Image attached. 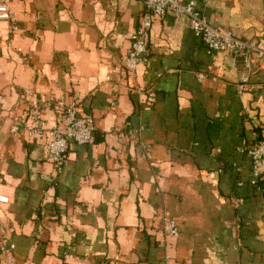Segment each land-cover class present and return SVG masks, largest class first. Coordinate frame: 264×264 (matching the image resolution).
Segmentation results:
<instances>
[{
  "label": "crops",
  "instance_id": "1",
  "mask_svg": "<svg viewBox=\"0 0 264 264\" xmlns=\"http://www.w3.org/2000/svg\"><path fill=\"white\" fill-rule=\"evenodd\" d=\"M194 2L212 24L264 38V0ZM8 7L0 191L9 202L0 203V242L14 246L13 264H264V161L254 176L237 150L261 139L264 63L237 92L242 66L207 52L184 20L165 13L142 61L122 74L141 0ZM25 90L47 102L48 126L58 102L75 101L92 118L91 141L70 143L60 172L46 158L45 136L9 132L26 116ZM165 218L177 237L164 236Z\"/></svg>",
  "mask_w": 264,
  "mask_h": 264
},
{
  "label": "built area",
  "instance_id": "2",
  "mask_svg": "<svg viewBox=\"0 0 264 264\" xmlns=\"http://www.w3.org/2000/svg\"><path fill=\"white\" fill-rule=\"evenodd\" d=\"M144 5L140 25L130 37V47L126 55L120 60L119 67L122 74L132 73L137 64L142 61L147 48L148 32L153 22L165 13L174 18L184 20L195 37L200 39L207 52H226L232 60L240 64L244 75L236 84L237 92L241 93L249 88V75L254 71L256 61L264 63V38L243 39L236 36L230 29L212 24L195 7L194 0H141ZM13 16L8 7V0H0V27L5 23H12ZM264 22V21H263ZM15 26H12L13 31ZM198 77L203 78L202 73ZM23 98L26 107L24 119L14 122L9 128L13 135L19 128L25 131L28 138L45 136V155L56 172H60L66 160V153L70 143L88 144L93 136L92 118L81 114L77 110L75 101L58 102L53 125L48 126L40 110L47 102L33 96L30 90H25ZM250 160L252 174L258 176L264 161V121L261 129V139L252 144L237 149ZM9 202V194L0 191V203ZM234 205L237 203L233 201ZM163 233L166 237H177L178 231L173 220H163ZM12 244L0 242V261L3 264H13Z\"/></svg>",
  "mask_w": 264,
  "mask_h": 264
}]
</instances>
